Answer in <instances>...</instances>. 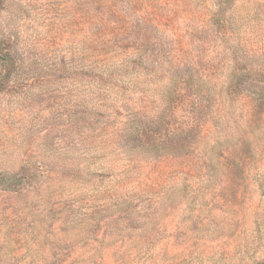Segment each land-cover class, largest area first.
<instances>
[{
  "label": "rangeland",
  "instance_id": "obj_1",
  "mask_svg": "<svg viewBox=\"0 0 264 264\" xmlns=\"http://www.w3.org/2000/svg\"><path fill=\"white\" fill-rule=\"evenodd\" d=\"M0 264H264V0H0Z\"/></svg>",
  "mask_w": 264,
  "mask_h": 264
}]
</instances>
